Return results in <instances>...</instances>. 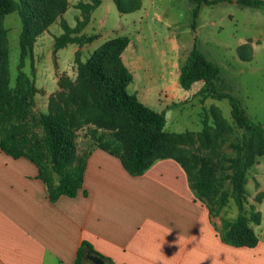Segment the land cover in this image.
I'll return each mask as SVG.
<instances>
[{
  "label": "trees",
  "instance_id": "obj_1",
  "mask_svg": "<svg viewBox=\"0 0 264 264\" xmlns=\"http://www.w3.org/2000/svg\"><path fill=\"white\" fill-rule=\"evenodd\" d=\"M121 13L137 11L140 0H114ZM192 29L196 31L202 5L214 0H193ZM252 8H264V0H239ZM101 0L80 3L85 14L75 27L62 23L64 33L56 39L55 49L68 45L80 47L99 38L83 30ZM69 9V0H0V150L14 159L26 158L38 169V178L46 187L51 202L66 196L76 197L84 187L90 152L78 154V132L90 128L89 137L99 148L120 159L131 176H140L155 162L173 159L187 173L197 197L213 215H218L229 201H234L237 218L224 221L222 240L235 247H255L258 236L250 226L260 225L262 215L255 208L246 210L248 173L264 160V128L252 121L229 92L217 88L221 67L209 61L193 46L180 71V84L190 90L202 82L203 98L228 100L233 124L212 106L199 132L170 133L166 116L143 104L127 89L134 76L123 61L131 40L120 36L106 41L86 61H78L75 80H60L61 90L50 96L46 112L35 113L38 88L27 73L26 62L37 39ZM17 13L22 24L20 64L14 84L9 70L7 15ZM240 46L243 60H250ZM203 99V100H204ZM212 118V121L210 122ZM229 143L233 153L224 152ZM77 264L82 263V252Z\"/></svg>",
  "mask_w": 264,
  "mask_h": 264
},
{
  "label": "crops",
  "instance_id": "obj_2",
  "mask_svg": "<svg viewBox=\"0 0 264 264\" xmlns=\"http://www.w3.org/2000/svg\"><path fill=\"white\" fill-rule=\"evenodd\" d=\"M90 151L83 189L51 202L37 167L0 150V264H77L81 252L83 264H264V236L255 247L225 243L223 222L236 215H213L175 160L131 176L91 141L78 147Z\"/></svg>",
  "mask_w": 264,
  "mask_h": 264
},
{
  "label": "rangeland",
  "instance_id": "obj_3",
  "mask_svg": "<svg viewBox=\"0 0 264 264\" xmlns=\"http://www.w3.org/2000/svg\"><path fill=\"white\" fill-rule=\"evenodd\" d=\"M90 1L69 0L68 11L37 39L27 59L24 72L34 79L38 88L35 113L47 111L50 96L61 90L60 80L76 79L78 61H86L106 41L127 36L131 43L123 54L124 63L134 76L127 91L152 110L165 113L167 132L201 131L212 106L218 107L224 118L233 124L228 100L210 98L203 108L199 93L204 84L196 83L192 91L183 89L180 84V65L185 63L182 53L188 51V57L194 45L209 61L221 67L217 88L231 93L246 115L264 128V8L243 6L239 0H214L218 3L201 6L197 29L193 31L196 7L193 0H140V8L126 14L118 10L114 0H101L83 30L87 36L97 34L99 38L83 47L68 45L56 50V39L64 33L62 23L75 27L85 18L78 5ZM4 27L8 30L9 70L14 84L21 58L22 24L18 14L7 15ZM246 44L249 49L244 55L250 59L248 61L242 59L239 51L240 46ZM182 91L189 97L186 104L179 102L183 99ZM174 102V106L166 109ZM89 130L86 126L78 132L77 144L83 153L91 141ZM224 152L233 153L229 143L224 146ZM246 187L247 212L255 208L262 215L260 225H250L257 236H264L262 158H258L249 171ZM226 208L238 216L234 201H229Z\"/></svg>",
  "mask_w": 264,
  "mask_h": 264
},
{
  "label": "water",
  "instance_id": "obj_4",
  "mask_svg": "<svg viewBox=\"0 0 264 264\" xmlns=\"http://www.w3.org/2000/svg\"><path fill=\"white\" fill-rule=\"evenodd\" d=\"M94 261L97 263V264H104L103 261L99 258V257H95L93 258Z\"/></svg>",
  "mask_w": 264,
  "mask_h": 264
},
{
  "label": "clouds",
  "instance_id": "obj_5",
  "mask_svg": "<svg viewBox=\"0 0 264 264\" xmlns=\"http://www.w3.org/2000/svg\"><path fill=\"white\" fill-rule=\"evenodd\" d=\"M213 264H214V262H213Z\"/></svg>",
  "mask_w": 264,
  "mask_h": 264
}]
</instances>
